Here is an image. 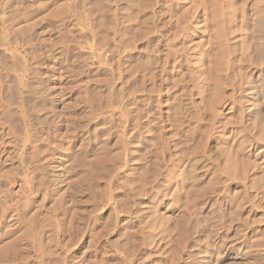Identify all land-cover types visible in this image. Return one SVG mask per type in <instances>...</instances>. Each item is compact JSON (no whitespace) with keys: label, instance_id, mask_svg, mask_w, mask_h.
<instances>
[{"label":"rangeland","instance_id":"374dc122","mask_svg":"<svg viewBox=\"0 0 264 264\" xmlns=\"http://www.w3.org/2000/svg\"><path fill=\"white\" fill-rule=\"evenodd\" d=\"M10 4L0 0V87L5 80L13 82L12 89L17 86L13 100L2 97L0 88V264H264L261 188L230 180L221 196L190 200L187 186L179 198L173 186L168 191L173 197L163 200L167 191L159 181L146 187L128 182L130 130L123 111L130 81L123 72L127 53L115 41L120 17L114 7L105 9L107 38L101 41L96 0ZM172 7L165 0L163 13ZM236 14L238 44H250L255 58L264 36L256 22L246 24L240 10ZM29 41L44 56L35 80L26 66ZM259 71L252 67L249 77L256 81ZM22 77L26 84L35 82L28 91V85L18 86ZM95 88L97 117L85 98L86 90ZM43 89L57 95L52 109L43 110ZM54 116L56 126L44 123ZM42 127L47 132L39 135ZM156 136L161 139L158 131ZM135 234L144 241L141 248L135 246Z\"/></svg>","mask_w":264,"mask_h":264},{"label":"bare ground","instance_id":"6f19581e","mask_svg":"<svg viewBox=\"0 0 264 264\" xmlns=\"http://www.w3.org/2000/svg\"><path fill=\"white\" fill-rule=\"evenodd\" d=\"M25 1L11 0L9 7H20ZM164 1L96 0L101 16L96 26L98 37L101 41L107 38L102 18L106 7L112 5L120 17L115 41L120 52L127 53L123 72L129 76L130 93L125 105L122 103L127 108L122 111L127 116L130 130L131 178L128 182L146 187L159 181L167 191L163 200H169L171 193L168 191L173 186L176 198L186 186L190 200H202L211 193L220 195L230 180L243 182L249 189L250 185L261 188L258 195H264V44H258L257 62L251 55L252 46L239 45L235 34L240 31L233 28L238 17L236 12L240 10L243 22H256L263 38L264 0H170L173 7L163 13ZM248 27L242 28L244 43L249 35ZM142 42L148 44H139ZM27 47L31 62L28 61L26 66L33 74L29 77L35 80L38 79L35 68L43 65L44 56L30 41ZM28 48L25 49L27 53ZM254 66L260 67L259 74L254 75L256 81L249 77ZM108 76L106 79L110 80L112 74ZM30 78L27 80L31 81ZM103 78H100L102 82ZM24 80V77L20 78L18 86L24 87ZM109 80L105 82L110 85L114 80ZM9 81L1 82V96L6 98L8 95L13 100L17 86L12 89L13 82L10 85ZM32 82L26 85H32ZM29 85L26 90L31 87ZM43 90L39 95L43 110L52 109L56 106L57 95ZM97 90L87 89L85 94L96 117L100 105ZM56 120L54 116L44 123L54 127ZM42 129L39 135L47 132ZM157 131L161 139L156 136ZM157 139L161 141L159 146ZM48 142L53 144L51 139ZM206 178H209V184L205 183ZM129 198L128 194L126 201ZM130 202L126 203L127 208L133 203ZM242 206H239L240 210H244ZM130 230L134 233L135 226ZM138 238L134 239L135 246L140 247L144 241Z\"/></svg>","mask_w":264,"mask_h":264}]
</instances>
